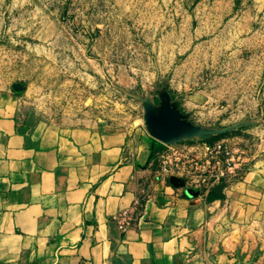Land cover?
Returning <instances> with one entry per match:
<instances>
[{"label":"rangeland","instance_id":"rangeland-1","mask_svg":"<svg viewBox=\"0 0 264 264\" xmlns=\"http://www.w3.org/2000/svg\"><path fill=\"white\" fill-rule=\"evenodd\" d=\"M0 101L43 146L176 117L142 183L159 172L222 188L251 179L264 202V0H0ZM219 145L240 157V175L204 180L187 159Z\"/></svg>","mask_w":264,"mask_h":264},{"label":"crops","instance_id":"crops-1","mask_svg":"<svg viewBox=\"0 0 264 264\" xmlns=\"http://www.w3.org/2000/svg\"><path fill=\"white\" fill-rule=\"evenodd\" d=\"M1 103L0 264H264L255 181L188 185L159 172L142 183L153 153L173 145L152 128L43 146ZM127 212L123 233L115 218Z\"/></svg>","mask_w":264,"mask_h":264},{"label":"built area","instance_id":"built-area-1","mask_svg":"<svg viewBox=\"0 0 264 264\" xmlns=\"http://www.w3.org/2000/svg\"><path fill=\"white\" fill-rule=\"evenodd\" d=\"M223 159L225 163L222 164ZM187 161L195 172L206 173L204 180H230L239 177L241 172V169L236 165L240 161V157L234 151L222 145L213 148L202 161H196L193 157L188 158ZM236 169L237 173L235 172ZM115 220L117 221L118 229L125 233L133 224V215L130 212L122 213Z\"/></svg>","mask_w":264,"mask_h":264},{"label":"water","instance_id":"water-1","mask_svg":"<svg viewBox=\"0 0 264 264\" xmlns=\"http://www.w3.org/2000/svg\"><path fill=\"white\" fill-rule=\"evenodd\" d=\"M164 118L167 124H159L155 122L152 124L153 134L156 138L166 143H171L175 138V135L179 132L178 121H176V117H171L170 115H165Z\"/></svg>","mask_w":264,"mask_h":264}]
</instances>
